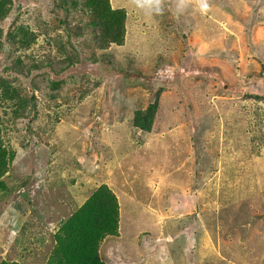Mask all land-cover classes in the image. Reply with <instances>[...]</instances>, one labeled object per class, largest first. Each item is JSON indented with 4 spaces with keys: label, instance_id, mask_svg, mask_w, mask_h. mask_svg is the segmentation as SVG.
I'll list each match as a JSON object with an SVG mask.
<instances>
[{
    "label": "rangeland",
    "instance_id": "rangeland-1",
    "mask_svg": "<svg viewBox=\"0 0 264 264\" xmlns=\"http://www.w3.org/2000/svg\"><path fill=\"white\" fill-rule=\"evenodd\" d=\"M113 1L116 7L134 14L133 22L139 15L119 52L127 49L138 53L144 47L139 43L147 39L148 23L158 21L163 28L158 32H163L169 21V35L183 46L181 60L158 68L148 80L125 76L105 59L79 62L75 70L59 76L68 102L44 97L38 86L31 87L34 91L26 90L34 92L40 110L33 116L37 120L31 125L33 130L36 126L42 128L48 123L47 117L63 105H76L73 111L80 115L69 126L39 133V137L33 136L35 131L25 129L22 122L9 133L8 145L16 157L7 182L28 185L0 200V263L44 264L61 221L103 185L123 203L120 237L107 240L101 249L111 264H222L214 263L207 250L211 240L215 251L210 250L223 258L221 240L215 245L214 236L217 238L221 229H226V219L236 218L238 226L247 229L252 228L254 219H262L258 226H264V81L247 77L249 70L260 72L264 64V45L257 43L264 35V21L257 22L264 17V0H196V9L188 5L189 11L174 9L167 0ZM36 7L44 9L41 2L37 5L31 0L30 10ZM26 16L33 17L30 13ZM203 17L217 26L206 23L202 31L206 29L207 37L202 32V39L227 42L224 51L217 48L223 45L211 48L208 43H198L194 19ZM176 23L181 26L176 27ZM188 26L194 31L185 38ZM229 36L234 38L230 40ZM162 45H167V39ZM5 60L6 56L0 57V74ZM85 77L93 84L87 89ZM159 89L160 115L152 135L134 134L130 122L133 112L147 109ZM187 89L193 91L192 98L199 95L207 113L198 115L193 110L192 95L181 94ZM177 90L181 98L171 102ZM86 93L90 95L83 102L73 104ZM182 98L180 106L178 100ZM197 103L201 104L199 99ZM57 105L59 108L53 112ZM48 106L54 107L45 116ZM89 109L91 117L84 114ZM67 139L76 148L62 154ZM254 139L255 147L251 144ZM192 177L195 189L190 183ZM72 181L78 194L73 192ZM214 196H231L233 204L217 210L221 205L217 206ZM240 202L253 210L259 207L258 214L242 212ZM173 221L183 223V227L174 226L186 232L187 238L181 244L172 241L177 234L169 233ZM185 221L190 225L186 226ZM25 224L35 236L32 246L19 245L16 238ZM204 232L210 239L199 243ZM262 252L259 245L258 253ZM259 257L254 259L264 264V254ZM246 259L253 264L249 255Z\"/></svg>",
    "mask_w": 264,
    "mask_h": 264
},
{
    "label": "trees",
    "instance_id": "trees-1",
    "mask_svg": "<svg viewBox=\"0 0 264 264\" xmlns=\"http://www.w3.org/2000/svg\"><path fill=\"white\" fill-rule=\"evenodd\" d=\"M30 1L0 0V57L6 56L4 71L0 74V200L17 194L21 188L28 185V183L10 185L7 182V176L16 157L14 149L8 145V135L12 129L19 127L18 125L22 122L26 126L25 129H28L30 133L35 131L33 136L39 137V133H51L69 126L70 122L78 120L80 115L73 111L76 105H67L66 107L63 105L55 115L47 117L48 123H45L42 128L36 126V129L33 130L31 125L37 122L33 116L37 115L40 110L37 99L33 95L34 92L30 93L26 91L27 89L34 91L38 86L44 97L68 102V99L64 97L62 80L59 79V76L69 70H75V65L79 62H96L100 58L105 59L114 70L125 76L132 75L148 80L149 75L156 72L158 68L169 65L168 63L174 65L177 60H181V51H183V46L177 43L176 37L174 36L173 39L169 35V21L163 32H158L163 28L156 21L148 23L147 39L139 43L144 45L141 51L135 54L129 53L127 49L119 52V49L126 45L131 26L134 27L139 21V15L136 16L137 21L133 22L131 19L134 14L125 8L116 7L113 0H71V3H69L70 0H45V2L44 0H34L37 5L41 2L44 6V9L36 7L34 10L29 8ZM167 1L179 11H189L188 5H191L194 10L196 9V0ZM25 5H27V9ZM155 11H157V7H155ZM29 13L30 16H33L31 19L26 16ZM48 14H53L56 17L50 18ZM151 19L156 20L154 17ZM194 21L193 29L196 30L198 43H208L211 48L215 47L214 45H223L216 47L220 51H224L227 42L225 44H221V41L211 43L202 39V32L206 36V29L202 31V27H205L206 23L215 27L217 23L207 17L194 19ZM258 21H264V17L262 20L257 19ZM177 25L181 26L176 23L175 26L177 27ZM188 29L189 33L185 38H188L193 30L190 26ZM87 34L91 38H88ZM178 37L182 39L180 34ZM229 37L230 40L234 38L233 36ZM166 39L167 45H162V41ZM262 41H264V35L257 42L259 46L264 45ZM169 56L173 58L174 63L169 59ZM262 65L263 68L260 72L249 70L247 77H258L264 81V64ZM84 83L87 85L86 89L93 85L89 77L84 78ZM187 90L189 92L185 90L184 94H181H188V96L194 94L191 89ZM200 92H202L201 89ZM160 93L161 89L157 91L154 102L147 109L133 112L130 122L134 134L140 132L152 135L160 115ZM181 94L177 90L173 95L176 98H172L171 102H177V98H181ZM89 95L88 93L84 94L80 100L73 104L79 105ZM192 97L193 95L191 96L192 105L195 107H190L198 115L207 113L202 109L203 103L199 95L194 96L196 99ZM197 99L201 104L197 103ZM255 100L260 101L261 99L256 98ZM178 101H181L180 106H182L184 98ZM59 106L57 105L53 112ZM183 106L185 107V105ZM53 107L46 108L45 116L53 110ZM175 113L172 111V114L175 115ZM84 114L91 117L92 109L85 111ZM178 121L179 118H177ZM37 129L43 130L38 132ZM120 137L123 139L122 135ZM254 142L256 139L251 140L253 147H255ZM126 143L129 142L126 141ZM75 148V144L67 139L61 152L70 154ZM74 183L75 181L71 182L72 188ZM190 183L195 189L193 177L190 179ZM73 192L77 193L74 188ZM239 208L242 212L249 210L252 216L254 211V215H257L259 211V207H254L253 210L245 202H240ZM122 213L123 203L118 200L112 189L107 185L99 187L85 197L83 203L69 217L61 221L54 234L52 249L44 264H111L103 257L101 249L107 240L119 239ZM263 216L260 215V219ZM223 217L222 215L221 218ZM226 222H224L226 229L225 227L221 229L222 238L221 244L219 243L223 258L233 264H251L246 259V256L249 255L253 264H262L261 259H254L255 257L260 258L259 256L264 254V226H258L259 223H262V219L261 221L254 219L252 228L248 229L245 225L239 227L236 218L226 219ZM32 232L29 225H23L16 237L19 245L32 246L35 238ZM30 233H32L31 237H29ZM237 233H240V238L236 237ZM18 238L26 241L20 242ZM214 239L216 241V236ZM259 245L263 251L261 254L258 253ZM139 259L141 260V258H137V260ZM0 264L20 263L3 261Z\"/></svg>",
    "mask_w": 264,
    "mask_h": 264
},
{
    "label": "crops",
    "instance_id": "crops-1",
    "mask_svg": "<svg viewBox=\"0 0 264 264\" xmlns=\"http://www.w3.org/2000/svg\"><path fill=\"white\" fill-rule=\"evenodd\" d=\"M214 198H215V201H217V206H219V205H221V208H219V207H217L216 205L215 206H210V207H212V208H215V207H217V210H220V209H223V208H225V206H227V205H231V204H233V202H230L229 201V199L231 198V196H228V197H225V198H223V199H218L217 197H215L214 196ZM199 202H203L202 200H199ZM214 204V203H213ZM202 207V206H201ZM219 208V209H218ZM198 217V216H197ZM193 217H189V216H187V219H192ZM170 220H173V219H166L165 221H170ZM173 222H175V223H172L173 224V227H171V229H170V231H169V233H172L173 235H175V234H177V236H175L174 237V240H172L173 242H179L180 244H181V242H184V240H186V238H187V236H186V232H185V230L184 231H182V232H179L180 230H179V228H174V226H176V225H180V226H182L183 225V223H179V222H176V221H173ZM186 222V226L188 225H190V223H188L187 221H185ZM183 227V226H182ZM166 230V232L168 233V231L167 230H169V229H165ZM185 232V233H184ZM182 234H183V236H182ZM195 237H197L198 239H199V236H197V235H195ZM207 238H209V236L207 235V233L206 232H204V234L200 237V239H199V243H201L202 241L204 242ZM221 238H222V231H220V233L218 234V237L216 238V241H215V245H218L219 244V240H221ZM181 239H183V240H181ZM210 239V238H209ZM169 242H170V239L168 240ZM170 242V243H173V242ZM210 244H211V246H210V248H209V250H207V254H208V256H211V257H213V262L214 263H218V262H220V263H222V264H233L232 262H229L228 260H226V259H224V258H222V257H220L219 255H216L215 253L213 254V252L210 250V249H212L213 251H215V246H212V245H214L212 242H211V240H210ZM236 264V263H235Z\"/></svg>",
    "mask_w": 264,
    "mask_h": 264
}]
</instances>
